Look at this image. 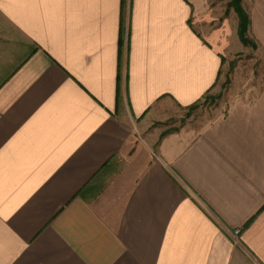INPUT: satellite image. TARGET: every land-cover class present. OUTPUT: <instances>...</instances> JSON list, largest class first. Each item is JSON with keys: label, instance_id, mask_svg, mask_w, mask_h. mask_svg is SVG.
Here are the masks:
<instances>
[{"label": "crops", "instance_id": "crops-1", "mask_svg": "<svg viewBox=\"0 0 264 264\" xmlns=\"http://www.w3.org/2000/svg\"><path fill=\"white\" fill-rule=\"evenodd\" d=\"M243 6L264 58V0ZM215 12L0 0V264H264V80L168 122L247 47Z\"/></svg>", "mask_w": 264, "mask_h": 264}, {"label": "rangeland", "instance_id": "rangeland-1", "mask_svg": "<svg viewBox=\"0 0 264 264\" xmlns=\"http://www.w3.org/2000/svg\"><path fill=\"white\" fill-rule=\"evenodd\" d=\"M214 6L218 16L217 23L223 19L226 4L229 0H209ZM230 12H234L231 8ZM229 13L227 15H229ZM234 15V13H233ZM235 18L227 22V27H223L227 42L232 46L239 45L240 41L236 38ZM241 45V44H240ZM222 75L217 85L211 89L194 107L180 110L179 114L168 120L169 125L177 126L185 123L199 125L205 120L214 117L215 113L222 111L229 104L231 95L239 88L243 89L245 82L256 85L264 80V58H262L256 48H239L235 53L227 56ZM233 79L235 80L233 82ZM228 80V81H227Z\"/></svg>", "mask_w": 264, "mask_h": 264}, {"label": "trees", "instance_id": "trees-1", "mask_svg": "<svg viewBox=\"0 0 264 264\" xmlns=\"http://www.w3.org/2000/svg\"><path fill=\"white\" fill-rule=\"evenodd\" d=\"M243 1L244 0H229L226 4L225 12L223 13L226 16L229 13L230 8L234 11V13H236V17H237L236 32L239 41L244 46L256 48V43L252 38L249 37L248 31L250 25L249 24L250 18L246 9L243 6ZM194 105L195 104H193L189 108L194 107Z\"/></svg>", "mask_w": 264, "mask_h": 264}, {"label": "built area", "instance_id": "built-area-1", "mask_svg": "<svg viewBox=\"0 0 264 264\" xmlns=\"http://www.w3.org/2000/svg\"><path fill=\"white\" fill-rule=\"evenodd\" d=\"M236 233H237V231L234 232V234H236Z\"/></svg>", "mask_w": 264, "mask_h": 264}]
</instances>
